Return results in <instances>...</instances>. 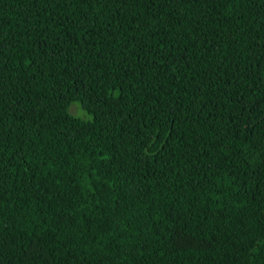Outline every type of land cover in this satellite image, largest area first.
Masks as SVG:
<instances>
[{"label": "trees", "instance_id": "1", "mask_svg": "<svg viewBox=\"0 0 264 264\" xmlns=\"http://www.w3.org/2000/svg\"><path fill=\"white\" fill-rule=\"evenodd\" d=\"M0 264H264V0H0Z\"/></svg>", "mask_w": 264, "mask_h": 264}, {"label": "rangeland", "instance_id": "2", "mask_svg": "<svg viewBox=\"0 0 264 264\" xmlns=\"http://www.w3.org/2000/svg\"><path fill=\"white\" fill-rule=\"evenodd\" d=\"M79 104H80L79 101H75V102H73L72 105H71V112H72L73 114H75V115H77V116H80V117H82V118H85V119L90 118V115H88L87 112H85V111L83 112V111L81 110Z\"/></svg>", "mask_w": 264, "mask_h": 264}]
</instances>
